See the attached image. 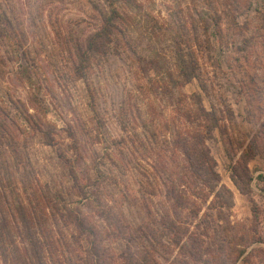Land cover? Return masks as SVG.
<instances>
[{
    "label": "rangeland",
    "instance_id": "obj_1",
    "mask_svg": "<svg viewBox=\"0 0 264 264\" xmlns=\"http://www.w3.org/2000/svg\"><path fill=\"white\" fill-rule=\"evenodd\" d=\"M256 6L0 0V264H264Z\"/></svg>",
    "mask_w": 264,
    "mask_h": 264
},
{
    "label": "trees",
    "instance_id": "obj_2",
    "mask_svg": "<svg viewBox=\"0 0 264 264\" xmlns=\"http://www.w3.org/2000/svg\"><path fill=\"white\" fill-rule=\"evenodd\" d=\"M232 1L234 3L235 9L237 8L239 9L244 4H247L249 2L254 3L255 5H257L254 8V11L255 12L259 11V13H262L263 18H264V0H232ZM260 6H261V9H260ZM118 14L119 13L117 9L113 7L110 8V13L104 20L103 25L97 31V33L93 35V38L90 40L89 46L91 49L97 48L100 44L97 42L95 43V45H93L95 38L97 39L99 38L102 41V39L106 36L108 31L112 30L115 27L114 20L115 18L118 17ZM192 76L194 77L193 71H188V72L184 71V78L186 81H189V78L191 79ZM205 113L206 112H204V114ZM192 139H193L192 143H190L187 140L186 143H183V145H181L182 149L184 150L185 156L189 162L190 177L192 179H200L201 183L206 182L205 181L206 179L210 181L213 179L214 180L219 179L218 172L215 169V161L213 160V158H211L209 150L205 147V144H204L205 135H202L201 133H197L194 136H192ZM183 141L185 142V139H183ZM188 143H190L189 148H187Z\"/></svg>",
    "mask_w": 264,
    "mask_h": 264
}]
</instances>
